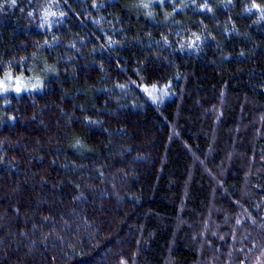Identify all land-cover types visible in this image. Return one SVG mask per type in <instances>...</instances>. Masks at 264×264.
<instances>
[{
	"label": "trees",
	"instance_id": "1",
	"mask_svg": "<svg viewBox=\"0 0 264 264\" xmlns=\"http://www.w3.org/2000/svg\"><path fill=\"white\" fill-rule=\"evenodd\" d=\"M36 66L0 264H264V0H0V77Z\"/></svg>",
	"mask_w": 264,
	"mask_h": 264
},
{
	"label": "rangeland",
	"instance_id": "2",
	"mask_svg": "<svg viewBox=\"0 0 264 264\" xmlns=\"http://www.w3.org/2000/svg\"><path fill=\"white\" fill-rule=\"evenodd\" d=\"M45 71L43 70L44 74ZM38 72L40 70L38 71V66H36L27 71L26 74L24 72L18 74L8 73L0 77V97L10 93L18 94L39 88L43 74L40 75ZM160 91L154 90L152 92L154 94H161L159 93Z\"/></svg>",
	"mask_w": 264,
	"mask_h": 264
}]
</instances>
